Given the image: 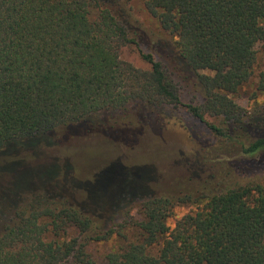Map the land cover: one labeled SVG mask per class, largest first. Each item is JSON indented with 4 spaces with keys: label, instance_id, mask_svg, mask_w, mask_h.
Here are the masks:
<instances>
[{
    "label": "trees",
    "instance_id": "16d2710c",
    "mask_svg": "<svg viewBox=\"0 0 264 264\" xmlns=\"http://www.w3.org/2000/svg\"><path fill=\"white\" fill-rule=\"evenodd\" d=\"M144 7L204 104L182 101L174 73L142 47L119 0H0V264H264V106L246 114L232 98L254 77L253 95L264 98V70L256 73L264 0ZM126 45L150 68L124 61ZM167 106H183L211 135L180 176L112 164L82 178L67 158L42 160L82 133L124 132L112 128L115 117ZM189 202L198 208L171 227L173 206ZM136 205L144 239L95 260L88 244L112 237Z\"/></svg>",
    "mask_w": 264,
    "mask_h": 264
},
{
    "label": "rangeland",
    "instance_id": "374dc122",
    "mask_svg": "<svg viewBox=\"0 0 264 264\" xmlns=\"http://www.w3.org/2000/svg\"><path fill=\"white\" fill-rule=\"evenodd\" d=\"M119 1L122 6L129 9L132 29L139 37L142 47L146 51L154 52L157 59L163 60L166 69L174 73L182 101L204 104L200 87L195 83L193 76L188 77L190 70L181 68L184 73L181 77L175 72L178 65L168 56L171 55V51L165 43L170 36L161 28L158 20L145 9L144 0ZM121 58L136 67L150 68L148 63L141 60L133 45L122 47ZM260 70H264V51L261 50L257 54L256 73ZM255 82L257 77L232 96L238 110H242L243 113L251 114L264 106V98L253 95ZM207 118L220 126L227 125L225 117L207 115ZM115 121L117 125L111 123L112 128H121L124 132H109L105 127L82 133L79 137L69 140V144L59 143L46 148L42 160L67 158L81 168L82 178L92 179L95 174H99L112 164L118 165L117 172L121 173L127 168L149 165L143 170L148 171L144 175H150L152 172L156 177L168 174L180 176L197 160L196 156L200 148L211 136L205 125L188 114L183 106H167L152 111H132L115 117ZM101 188L99 186V189ZM120 188L121 184L114 189ZM198 206V202L176 203L168 218V224L173 227L180 217L196 210ZM143 210L140 205H136L129 213H125L113 227L117 232L112 237L92 240L88 244L89 254L95 260L102 262L109 252L123 250L130 243L142 241L145 236L138 223L145 218ZM148 251L157 255L159 245L150 246Z\"/></svg>",
    "mask_w": 264,
    "mask_h": 264
}]
</instances>
